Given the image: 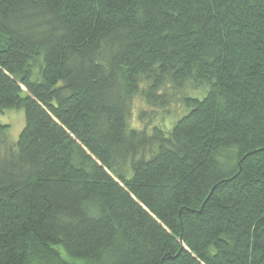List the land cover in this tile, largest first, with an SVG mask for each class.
Returning a JSON list of instances; mask_svg holds the SVG:
<instances>
[{"label":"trees","instance_id":"1","mask_svg":"<svg viewBox=\"0 0 264 264\" xmlns=\"http://www.w3.org/2000/svg\"><path fill=\"white\" fill-rule=\"evenodd\" d=\"M8 108L0 264H264V0H0Z\"/></svg>","mask_w":264,"mask_h":264},{"label":"rangeland","instance_id":"2","mask_svg":"<svg viewBox=\"0 0 264 264\" xmlns=\"http://www.w3.org/2000/svg\"><path fill=\"white\" fill-rule=\"evenodd\" d=\"M24 89V87H22ZM184 108L177 99L169 103L164 109L153 108L144 100L141 93H137L132 97V107L128 119V128L143 129L144 127L159 124V119L162 124L169 126L181 114L184 113ZM0 123L8 124V137L11 143H15L19 132L24 124L23 109L8 108L0 111Z\"/></svg>","mask_w":264,"mask_h":264}]
</instances>
